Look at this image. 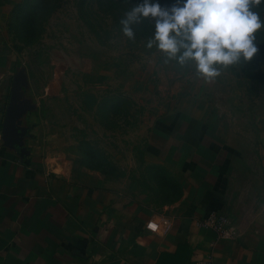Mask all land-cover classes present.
<instances>
[{
    "label": "crops",
    "instance_id": "crops-1",
    "mask_svg": "<svg viewBox=\"0 0 264 264\" xmlns=\"http://www.w3.org/2000/svg\"><path fill=\"white\" fill-rule=\"evenodd\" d=\"M16 2L0 0V125L7 104L26 103L7 31ZM28 108L19 142L0 138V264H264V162L199 104L157 116L144 169L111 185L30 127ZM209 210L228 216L233 237L196 225ZM149 217L167 231L145 229Z\"/></svg>",
    "mask_w": 264,
    "mask_h": 264
},
{
    "label": "rangeland",
    "instance_id": "rangeland-1",
    "mask_svg": "<svg viewBox=\"0 0 264 264\" xmlns=\"http://www.w3.org/2000/svg\"><path fill=\"white\" fill-rule=\"evenodd\" d=\"M129 8L122 0H17L7 31L30 127L38 124L60 151L111 185L144 169L157 116L199 104L253 165L264 162V29L252 61L221 68L205 82L190 66L165 63L145 48L152 24L134 41L124 37L119 20Z\"/></svg>",
    "mask_w": 264,
    "mask_h": 264
},
{
    "label": "clouds",
    "instance_id": "clouds-1",
    "mask_svg": "<svg viewBox=\"0 0 264 264\" xmlns=\"http://www.w3.org/2000/svg\"><path fill=\"white\" fill-rule=\"evenodd\" d=\"M130 3V0H128ZM264 0H138L119 20V30L134 41L136 28L145 21L152 34L145 48L163 55L164 62L175 61L191 67L205 82L221 74V68L247 63L260 52L256 33L264 20L254 11Z\"/></svg>",
    "mask_w": 264,
    "mask_h": 264
},
{
    "label": "built area",
    "instance_id": "built-area-1",
    "mask_svg": "<svg viewBox=\"0 0 264 264\" xmlns=\"http://www.w3.org/2000/svg\"><path fill=\"white\" fill-rule=\"evenodd\" d=\"M196 225L211 229L216 238H231L235 234V228L228 216L217 210H209L196 219ZM169 226L168 219L149 217L144 222V227L151 232H166Z\"/></svg>",
    "mask_w": 264,
    "mask_h": 264
},
{
    "label": "water",
    "instance_id": "water-1",
    "mask_svg": "<svg viewBox=\"0 0 264 264\" xmlns=\"http://www.w3.org/2000/svg\"><path fill=\"white\" fill-rule=\"evenodd\" d=\"M26 107H29V105L20 102L6 105L0 125V138L3 145L11 146L17 144L20 136L24 134L25 127L17 126V123Z\"/></svg>",
    "mask_w": 264,
    "mask_h": 264
},
{
    "label": "trees",
    "instance_id": "trees-1",
    "mask_svg": "<svg viewBox=\"0 0 264 264\" xmlns=\"http://www.w3.org/2000/svg\"><path fill=\"white\" fill-rule=\"evenodd\" d=\"M162 1V0H160ZM122 2L128 4L129 7H131V4H135L138 2V0H130V3L128 0H122ZM254 11H257L260 15L261 18H264V2H262L257 8L254 9ZM151 25L150 21H145L139 26H134L136 28V32H144L147 30V28ZM256 35V34H255ZM257 42V40H256ZM176 252H181L185 256V263L189 259V254H190V248L187 246L185 242L179 243L176 248Z\"/></svg>",
    "mask_w": 264,
    "mask_h": 264
}]
</instances>
